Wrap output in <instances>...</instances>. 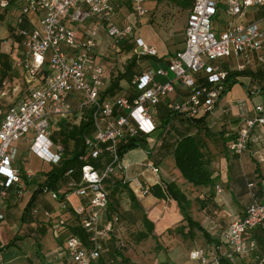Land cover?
<instances>
[{
    "label": "built area",
    "instance_id": "obj_1",
    "mask_svg": "<svg viewBox=\"0 0 264 264\" xmlns=\"http://www.w3.org/2000/svg\"><path fill=\"white\" fill-rule=\"evenodd\" d=\"M129 2L135 16L145 17L150 13L148 0ZM6 4V0L1 1L2 6ZM253 6L261 7L260 20L241 22L240 18ZM219 7L223 8L228 20L226 28L216 33L212 21ZM116 11L114 0H25L21 15L38 13V26L16 30L23 37V55L15 65L24 72L27 82L34 85L22 99L5 109L0 108V222L5 219L2 208L8 190L15 185L21 193L23 177L31 179L33 176L30 169L21 171L13 166L17 156L13 142L24 140L32 154L46 163L58 165L64 147L51 138V123L75 110L85 114L91 122L93 134L84 138L85 154L79 156L84 161L79 180L67 181L69 191L87 197V202L73 209L87 233V244L78 236L66 237L57 253L66 257L69 264L95 263L102 243L115 231L118 217H107L110 198L105 181L116 170L126 167L119 156L120 141L154 131L153 112L161 97L179 83L186 94L169 102L168 109L193 118L210 111L222 95L228 70L217 63L219 59L233 54L238 60L236 69L243 71L255 54L264 71V29L260 25V22L264 24V0H193L185 22L183 48L176 51L167 66L134 70L128 76V84L137 90L134 96L104 99V66L95 57L101 30L109 37L113 49L131 39L132 47L127 57L135 61L157 55L154 46L133 36L131 24L119 26L114 22ZM77 22L89 23L83 37L77 35ZM167 72L173 75L171 79L155 80L156 76H164ZM7 93V82L3 80L0 96ZM254 112L253 117L241 118L227 149L230 155L239 156L256 145L258 149L253 155L264 162V134L258 131L264 128L263 105L256 104ZM88 158L102 162V167H96L87 161ZM151 170L156 174L158 167L151 165ZM255 186L254 181L247 183L249 190ZM215 190L221 191L218 186ZM41 192L50 193L59 210L68 209L55 190L42 185ZM251 199L241 217L233 219L224 231L221 239L224 248L220 250L219 245L195 247L188 253L192 264H220L221 257L234 261L256 248V241L250 235L259 227L264 230V195L253 191ZM37 211L38 208H32V213ZM43 215L47 217L49 212L45 210ZM65 223V219L60 218L55 225L56 231L63 229Z\"/></svg>",
    "mask_w": 264,
    "mask_h": 264
},
{
    "label": "crops",
    "instance_id": "obj_2",
    "mask_svg": "<svg viewBox=\"0 0 264 264\" xmlns=\"http://www.w3.org/2000/svg\"><path fill=\"white\" fill-rule=\"evenodd\" d=\"M1 1L0 89L1 82L5 80L8 93L5 96H0V108L5 109L22 99L28 93L29 88L34 85L27 82L24 72L15 65V61L23 55V37L18 35L16 30L18 28L27 30L36 28L39 14L31 13L22 16L21 7L25 0H6L7 4L5 6L1 5ZM148 5L151 8L150 13L145 17H137L131 11L130 2L128 9L118 7L117 4L114 22L119 26L131 24L133 26V36H139L147 44L154 46L157 51L156 56L135 61L133 58L127 57L132 47L131 39L125 40L118 49H113L105 31L101 30L98 34L95 57L104 66V87L102 89L104 99H112L115 96H134L137 90L128 84V76L134 70L148 66L153 68L166 67L176 51L183 48L185 24L182 29H173L169 21L164 25L150 22L149 15L153 14L156 2L148 0ZM261 13V7H250L245 15L240 18V21L243 23L259 21L260 19H257V17L259 15L261 17ZM20 16L21 20H19ZM227 20V14L222 7H219L218 13L212 21L213 30L216 33L222 32L226 28ZM88 25V22L75 23L78 37H83L86 34ZM260 25L264 29V24L260 22ZM150 58H153L154 61L152 62ZM237 61L233 54L217 61L222 68L228 70V72H233L232 77L236 82L218 99L210 111L194 116L193 120L168 109L169 102L178 100L186 94L182 85L176 83L173 90L168 91L160 98L154 109L153 116L156 125L154 131L150 134H138L136 136L144 141L145 148L135 147L126 151L121 158L126 166L125 169L116 170L105 181V187L111 188V185L114 186L115 183L118 185L119 190H116V201L114 203L119 210L123 208L122 211H126V216L134 214L136 210L131 207L127 192L120 182L130 188L139 203V210L145 213L153 222V234L156 240L165 242V245L168 246L166 259L169 264H192L188 258L189 251L183 243H180L181 241L191 240V238L188 235L184 237L172 231L174 227L184 221L176 201L170 198H158L150 191L145 192L147 186L158 182L174 181L191 201L190 211L192 217L219 241H221L229 223L233 219L241 217L245 207L249 204V200L244 201V197L248 196V192L254 191L258 195H264V168L262 167L264 162H259L253 155L258 146H250L239 156L230 155L227 149V144L233 138L241 118L253 117L255 115L254 106L262 104L255 101L256 97L260 94L264 97V71L257 62L255 54L251 55L249 66L243 71L236 69ZM172 77L173 75L167 72L164 76H156L155 80L165 82ZM75 102L76 100H73L74 104ZM262 105L264 107V104ZM86 121L89 120L85 114L75 110L71 115L51 123V138L61 142L64 147L62 159L69 157L75 151V140L67 134H70V131ZM206 131L208 133H205ZM258 131L264 134V128H260ZM194 133H198L204 141L203 154L210 162L209 166L215 179L212 187L213 199L210 202L211 207L208 209L216 208L220 210L217 212L219 215L227 214L226 218L218 221L215 216L211 218L206 216L204 213L206 210H200L197 201L193 200L198 194L203 196L208 188L192 187L180 178L179 171L174 167L172 151L176 140L181 136ZM92 134L93 128L90 124L83 132V144L84 138L91 137ZM13 145L17 149L16 160L19 158L18 156L22 157V154L27 153V166L17 165L16 160L13 166L21 171L30 169L33 176L31 179H26L24 176L23 186L20 189L21 193L18 192L19 187L14 185L8 190L4 200L5 206L2 211L5 214V219L0 222V263L69 264L66 257H60L57 253L64 246L65 240L60 241L58 238L64 228L57 232L55 225L60 218H69L74 207L87 202V197L76 196L67 188V181L70 179L78 181L80 174L77 177L73 175L74 171L71 173L66 171L57 183L55 191L59 196H62L61 200L66 202L68 206L66 211L58 209L57 202L51 198V195L47 196L50 193L40 192L33 205L38 208V215L30 214L28 218H22L23 209L31 194L39 185L44 184L47 171L55 165L50 164L48 169H41L34 160L44 161L29 151L27 142L18 140L13 142ZM24 145H27V149L23 147ZM83 154H85V150ZM87 161L98 168L102 167V162L98 160L88 158ZM151 165L158 167L156 174L152 172ZM249 181L256 183L253 190H249L247 187ZM215 186L220 187L221 191L217 193ZM123 199L125 200L124 205L120 202ZM45 210L49 212L47 217L43 215ZM10 217L15 219L12 221V225H8ZM23 229L24 234L29 239H32V237L39 239L47 236V243L43 245L39 243L37 250L30 247L26 255L16 256L13 254L4 258L1 255L6 248L4 246L13 238H20V232ZM168 230L172 232L169 233ZM10 236L12 237L10 238ZM107 243H109V238L102 243V252L104 251V245ZM195 247L197 246L193 248ZM173 256H176L177 260L174 261Z\"/></svg>",
    "mask_w": 264,
    "mask_h": 264
},
{
    "label": "trees",
    "instance_id": "obj_3",
    "mask_svg": "<svg viewBox=\"0 0 264 264\" xmlns=\"http://www.w3.org/2000/svg\"><path fill=\"white\" fill-rule=\"evenodd\" d=\"M154 1L156 2V5L169 4L178 7L182 10H189L193 2V0H154ZM232 76H233V72H228V76L225 79V83H224L225 88L222 91V95L231 87L233 83L236 82V80ZM190 120H193V118H190ZM197 120H201V119H197ZM90 124H91L90 121H86L76 129L70 131V134L69 133L67 134V136H71L75 140V151L69 157L63 158L58 165L52 166L50 170L47 171L46 179L44 181V184L42 185H46L52 190H55L58 181L63 176V174L66 173V171H68L69 169L74 171L73 175L77 177L79 176L81 166L84 163L83 160L79 159V156L82 155L85 150L82 135L84 130ZM205 133L208 132L206 131ZM143 142H144L143 140L141 141L136 136L121 140L118 146L119 156L122 158V156L126 151L135 147L145 148ZM203 146H204V141L198 133L187 134L181 136L176 140L172 151V155H173L174 167L179 171V176L184 182L189 183L192 187L195 188H208V190L205 193H203V196H201L202 194H198L197 196L194 197L193 200L197 201L196 203L198 204L200 210L202 209L209 210L208 208L211 207L210 202L213 199L212 187L214 186L215 179L212 176L213 172L209 166L210 162L207 158H205L203 154ZM120 184L122 185V187H124V189L127 192L131 207H133L136 210L134 215L137 214L136 213L137 211L140 212L139 213L140 217L138 218V220L142 225V229H139L134 233L133 235L134 240L138 243L148 238H152L155 241H157L158 243L157 247H161V245L163 246L164 242L156 240V237L153 234V229H154L153 222L146 216L145 213L139 210L140 206L133 192L130 190V188L127 187L126 184H123L121 182ZM42 185H39L31 194L29 200L27 201L23 209L22 218L23 217L25 218L26 215H30L32 208L34 207L33 205L35 199L37 195L41 192ZM117 187L118 185L116 183L114 186L111 185L109 198L110 196L112 198H110L107 206V217L116 215L118 217V222H119V215L117 214V212L120 211L117 208V206H115L114 203L116 201L115 199L116 190H119V188ZM146 191H150L154 196L158 198H170L176 201L184 221L182 224L174 227L172 231H175L184 237L188 235L190 236V238L195 236L196 231L200 232L206 242V244H204L205 246H202L204 248L217 246L221 243L217 238L213 237L198 221H196L192 217L190 211L191 201L186 197V194L174 181L165 182V183L158 182L151 186H147ZM61 197L62 196H60V198ZM65 220L66 223L64 226V231L61 234H59L58 236L59 240L64 241L66 237L70 235H75L78 236L84 244H87V233L79 223L80 221L79 216L73 210H71V216L69 218H66ZM118 222L115 225V231L112 233V235L109 238V243L104 245V251L102 252L101 250L99 258L93 264H132L130 260L126 256H124V254L118 248L112 246L114 243L113 242L111 243V241L112 240L115 241V239L113 238L117 236L115 233L117 232L116 227H118L119 225ZM172 231L168 230L169 233ZM254 235H260L261 238H264V230L261 227H259L254 232H252L250 236L254 238ZM13 243L14 240H11L4 247H8ZM110 246H112L113 249L110 250L109 249ZM165 247L167 251L168 246ZM222 247L224 248V245H222ZM220 264H233V262L221 257ZM241 264H264V257L261 258L257 257V261L255 263L244 262Z\"/></svg>",
    "mask_w": 264,
    "mask_h": 264
},
{
    "label": "rangeland",
    "instance_id": "obj_4",
    "mask_svg": "<svg viewBox=\"0 0 264 264\" xmlns=\"http://www.w3.org/2000/svg\"><path fill=\"white\" fill-rule=\"evenodd\" d=\"M115 1L118 4V7H123L124 9L129 8V0H115ZM186 13H187V10H182L178 7H175L169 4H160V5H156V8L154 9L153 14H150L149 18L151 20L150 22H156V24L164 25L168 23L169 21L171 22V28L182 29L185 24ZM167 17H169V19H167ZM257 19H260V15L257 17ZM152 28L154 29V27ZM150 60L152 62L154 61L153 58H150ZM255 101L257 103L259 102V103L264 104V97L260 94L259 96L256 97ZM23 147L27 149V145H24ZM18 157L19 158L16 160V164L21 165L23 167L27 166V153H25L24 155L22 154V157L21 156H18ZM32 158L35 159L34 157ZM34 161L39 165L38 167L41 169L45 170L50 167L49 163L41 162L37 159H35ZM262 167L264 168V165ZM106 189L108 190V192H110V187L106 186ZM251 192L252 191H249L248 196L246 198L244 197V201L252 200ZM47 196H50V194H48ZM110 198L112 197L110 196ZM51 202L53 201L51 200ZM120 202L122 203V205H124L125 200L124 199L123 201L120 200ZM122 210L123 208L119 210L120 212H117V214L119 215V222H118L119 225L118 227H116L117 232L115 234L117 236L113 238L115 239L116 242L112 240L111 243L113 242L114 244L113 245L111 244V245L113 247L118 248L124 254V256H126L130 260L132 264H169L166 259L167 251L165 247L166 246L165 242L163 246L161 245V247H157V244H158L157 241H155L152 238H148L138 243L134 240L133 238L134 233L137 230L142 229V225L140 221L138 220V218L140 217V214H139L140 212L137 211L136 212L137 214L135 215L131 214L130 216L127 217L126 211L123 212ZM219 211L220 210L216 208H211L210 210H206V212L204 213L206 216L210 218L215 216V219L217 221L227 217L226 213L224 214L225 216L223 214L219 215L217 213ZM30 214L38 215V213H32V211ZM28 217L29 216L26 215V218ZM14 220L15 219L10 217V219H8V225H12V221ZM24 229L21 230L20 232V238L12 239L14 240L15 244H13L12 246L6 247L2 251L1 255H3L4 258H7L9 255H13V254H15L16 256L20 254L26 255V253L29 252L30 247L34 250H37L39 243H42V245L47 243V239H48L47 236L40 237L39 239H36L34 237H32V239H29L28 236L24 234ZM11 237L12 236H10V238ZM254 238L256 241V248L253 251L243 256H238L237 258H235L234 261H231L233 262V264H241L244 262L255 263L257 261V257L259 258L264 257V238H261L260 235H254ZM180 243H183L187 251H190L194 246H198V245L205 246L204 244H206L202 234L197 231L195 232V236L192 237L191 240H187L183 242L181 241ZM112 246L109 247L110 250L113 249ZM219 246L221 250L223 248L221 243L219 244ZM173 259L174 261L177 260L176 256H173Z\"/></svg>",
    "mask_w": 264,
    "mask_h": 264
}]
</instances>
